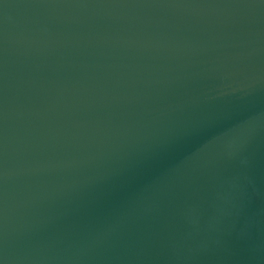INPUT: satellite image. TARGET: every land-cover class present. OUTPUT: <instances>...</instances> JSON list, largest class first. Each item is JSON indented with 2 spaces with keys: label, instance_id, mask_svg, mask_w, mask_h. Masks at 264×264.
Instances as JSON below:
<instances>
[{
  "label": "water",
  "instance_id": "water-1",
  "mask_svg": "<svg viewBox=\"0 0 264 264\" xmlns=\"http://www.w3.org/2000/svg\"><path fill=\"white\" fill-rule=\"evenodd\" d=\"M0 264H264V0H0Z\"/></svg>",
  "mask_w": 264,
  "mask_h": 264
}]
</instances>
